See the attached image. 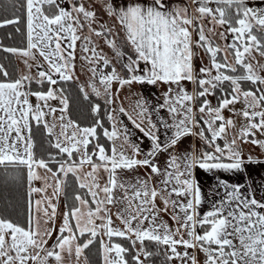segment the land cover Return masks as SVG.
<instances>
[{
    "label": "snow or ice",
    "instance_id": "6c2138e0",
    "mask_svg": "<svg viewBox=\"0 0 264 264\" xmlns=\"http://www.w3.org/2000/svg\"><path fill=\"white\" fill-rule=\"evenodd\" d=\"M12 8L13 18L0 19V27L18 25L16 12L22 13L26 46L2 51L19 56L26 71L12 77L0 64V181L15 182L19 177L9 172L26 170L27 219L21 224L0 215V264H88L84 252L97 241L102 264H147L153 253L146 242L163 246L164 264H200L189 249L204 254L203 264H264V195L257 197L249 171L264 167V159L240 148L251 143L264 150V140L256 138L264 135V0H189L182 6L173 0H13ZM93 36L113 50L124 75L97 51ZM78 42L92 77L80 85L86 100L88 89L101 95L98 84L107 105L114 102L113 82L167 86L158 107L137 102L139 122L119 109L151 140L149 151L131 142L114 112L105 110L111 129L100 119L83 127L66 119L62 84L74 78ZM34 83L41 87L34 90ZM165 108L171 122L161 119L160 126L171 134L161 142L151 113ZM100 110L98 103L91 107L94 114ZM41 126L55 150L46 159L34 151L33 129ZM100 130L110 149L100 143ZM189 136L203 147L179 151ZM160 153L167 154L163 169L156 163ZM139 168L148 170L144 178H122ZM201 170L215 181L207 194L197 178ZM69 174L76 185L70 202ZM258 175L264 191V174Z\"/></svg>",
    "mask_w": 264,
    "mask_h": 264
},
{
    "label": "trees",
    "instance_id": "16d2710c",
    "mask_svg": "<svg viewBox=\"0 0 264 264\" xmlns=\"http://www.w3.org/2000/svg\"><path fill=\"white\" fill-rule=\"evenodd\" d=\"M13 0H0V19L13 18L14 9L12 8ZM16 15L21 16V21L18 25H5L0 27V64L5 65L9 70L10 76L17 77V66L15 62V57L13 54L2 51L3 48H23L26 46L24 18L22 13L16 12ZM20 28V31H17ZM65 89V96L68 99V111L67 116L72 121L79 123L83 126L92 125L95 119H100L104 127L110 129V122L107 119L105 110L110 111V105L105 103L104 97H97L93 93H89V99H85L83 94L80 92V85L76 84L73 80L62 84ZM34 90L38 89L39 85L35 83L31 86ZM46 88L47 85H44ZM216 102V99H215ZM100 104L101 110L99 113L94 114L91 111V107L94 104ZM100 143L105 144L106 148H109V142L103 138L102 130ZM33 136L35 141V155L40 158H47L49 152H55L48 145V137L43 132V128L37 129L34 127ZM91 150V147H90ZM55 168V165H52ZM3 169L0 168V175H3ZM17 176L15 182L9 181V183L4 184L0 181V215H4L15 220L18 223L24 224L27 219V197H26V170H20L19 172L12 170L9 172V176ZM68 182V200L71 201V196L76 190V185L74 177L69 174L67 178ZM64 203L65 198L63 197ZM87 237L81 238V242ZM126 246L127 241H124ZM148 246V251L153 253V256L149 258L147 264H164L163 256V246H157L155 243L146 242ZM84 256L87 257L88 264H102V258L99 250V242L97 241L85 250ZM131 258L129 257V260Z\"/></svg>",
    "mask_w": 264,
    "mask_h": 264
},
{
    "label": "crops",
    "instance_id": "0c3cea01",
    "mask_svg": "<svg viewBox=\"0 0 264 264\" xmlns=\"http://www.w3.org/2000/svg\"><path fill=\"white\" fill-rule=\"evenodd\" d=\"M93 2H101V1L93 0ZM118 2H119V0H118ZM173 2L177 5L182 6L186 3H188L189 0H173ZM77 61L80 62L79 58ZM20 72L21 71H19V74H20ZM186 87L188 88L189 92H191L193 89L192 84L190 86L188 83H186ZM117 89H119V91H117ZM166 91H167V86H165L163 84H161V86L159 88H158V85L155 86V85H148V84H144L141 86L137 85L136 88H129L127 85H126V87H125V85L123 87H121L120 85H116V82H113L111 85V93H112V96L114 98V102L112 104H110V111L109 112H114L116 117H117V120L122 121L123 124L127 125L128 131L131 133V137H130L131 142L138 144L139 147L141 148L142 152L149 151L152 147V142L147 137H144L143 134L133 126L132 122L128 119V115L132 116V118L134 120L139 122L140 118L137 116V112L139 111V109L137 108V102L140 101L141 103H143L144 101H147V104L145 106L150 108V109L153 107H158L160 104L163 103V94ZM102 96H104L103 91H101V95L99 97L101 98ZM209 99L212 101L213 105L216 104L214 97H209ZM32 102L35 103V98H32ZM51 103L53 104V106L59 107L58 101H53ZM121 107H123L126 110L128 115H121L119 113V109ZM225 113L227 115H230V113H227V112H225ZM59 115H60V113L57 112L56 116L59 117ZM48 119H49V122L51 123L52 117H49ZM66 119H69L67 114H66ZM151 119L153 120V122H155L157 124V127H158V131L156 129H153V131L160 137L161 142H163L166 139V136L171 134L170 132L166 133L165 129L162 126H160V120L161 119L164 120L165 122H169V123L171 122V117L169 116L167 109L166 108L160 109V111L158 113L152 112L151 113ZM57 123H58V121H57ZM143 126L147 128V123L145 122V124ZM237 127H238V124H237ZM110 129H111V123H110ZM122 142H123V136H121V139L117 141V146L119 147V145ZM110 147H111V142H109V149H110ZM202 147H203V144L198 138L189 136V137L184 138L182 140V142L179 145L178 150L183 151V150L190 149V148L200 149ZM125 149H127L130 152V149H128L127 145H125ZM166 155H167L166 153H160V154H158V158L156 159V163L158 165H160L162 169H163L164 164L166 163ZM138 158H143V157L141 156ZM41 171H43V170H41ZM139 174L140 173L137 169V170L130 172V173H128V172L122 173V178L123 179H135L137 177L141 178ZM219 175L225 176L226 178L230 179L232 182H236V179H237V178L232 177V174H229V173H222ZM197 178L200 181V185H201L202 190L204 191L205 194H207L209 188L215 182L212 179V175L211 174H205L201 170V171L197 172ZM242 181L243 180H241V182ZM152 182L153 183L158 182V178H153ZM35 186H40V182L39 181L35 182ZM63 205H64V200H63V197H61V200L59 201V209H58L59 212L63 211ZM207 210H208V205L207 204L203 205L200 209L201 214H203V212L207 211ZM113 211H115V209H113ZM57 219H58V217H57ZM56 223H57V225H59L58 221ZM199 253L202 254V252H199ZM199 253H198V255H199ZM200 264H202V263L200 262Z\"/></svg>",
    "mask_w": 264,
    "mask_h": 264
},
{
    "label": "rangeland",
    "instance_id": "374dc122",
    "mask_svg": "<svg viewBox=\"0 0 264 264\" xmlns=\"http://www.w3.org/2000/svg\"><path fill=\"white\" fill-rule=\"evenodd\" d=\"M98 1H101V0H98ZM89 2L95 3L96 5H99L101 3V2H93V0H89ZM250 2H252V0H250ZM254 2L255 3H260V0H254ZM65 6H67V5H65ZM104 20L109 26H112L113 21L111 19H109L107 17H104ZM82 35H85V36L88 35L87 28H85V30L83 31ZM92 40H93V44L97 48V51L100 52V50L102 49L103 50L102 54L104 56H106L110 61H112L113 64H115V66L117 67V69L121 71V74L124 75L125 72L123 70H121L120 63L117 62V58L115 56V53L106 44H104L103 38H97V37L93 36ZM79 44H80V42H78V45H77L76 60H75V73H74L73 81L76 84H79V85H81V84H85L86 85L92 79L91 72H90V65L88 64L87 61L81 59L82 53L80 51ZM121 50L130 53V50L127 49V48H124L122 45H121ZM14 57H15V62H16V66H17V73L19 75V71H26V69L24 67L22 59L19 56H16V55H14ZM78 58H79L80 62L77 61ZM204 62L205 63L207 62V57H205ZM196 64H197V67L200 66L199 59H197ZM141 67H143V65H141ZM110 70H111V66H109V68L106 69V71H110ZM33 71H35V69H33ZM188 84L191 86L190 83H188ZM116 85H119V84L116 83ZM137 85L141 86V85H144V84L133 83V84L127 85V86L129 88H136ZM160 86H161V84L158 85V88ZM98 87H100L101 91H103L102 87L99 86V84H98ZM125 87H126V85H125ZM88 92L92 93L91 89H88ZM102 97H104V96H102ZM241 106L242 105H236L237 108H240ZM224 114H225V116H228L226 113H224ZM241 122L242 121H238L237 122L238 127H239V124ZM256 138L260 139V140H264V135H260L259 133H257V137ZM221 143H223V142H221ZM240 148H241V150H242V152L244 153L245 156L251 155L254 159H264V150L259 148V146H257V145H253L251 143H242V144H240ZM138 171L140 173L139 175H140L141 178H144L146 173L148 172V170L145 169V168H139ZM249 171L251 172L253 177L256 178V185L254 187H256V189H257V197L259 198L261 195H264V191H260L259 190L260 180H259V175L258 174H264V167L253 165V166H250ZM242 182H244V181H242ZM59 213L60 212L58 211V219H57L58 223H60V220H61V217H60ZM161 215H162L163 221L166 222L173 230L177 227V225L171 220V218H170V216L168 214L162 213ZM113 219H115V217H113ZM116 223L119 224L118 221ZM57 227H58V225H57ZM53 240H54V237H53ZM51 242L52 241H50V243ZM179 250L183 251L182 248L179 249ZM189 251L190 252L192 251L193 254H196L198 259H199V261L203 264V260H204V254L203 253L201 254L197 250H193V249L192 250L189 249ZM198 253H199V255H198ZM173 264H179V261H174Z\"/></svg>",
    "mask_w": 264,
    "mask_h": 264
}]
</instances>
